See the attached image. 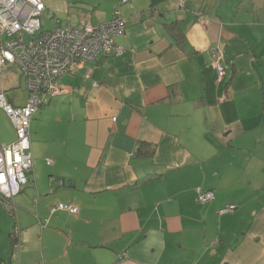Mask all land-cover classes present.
I'll return each instance as SVG.
<instances>
[{
    "label": "crops",
    "instance_id": "obj_1",
    "mask_svg": "<svg viewBox=\"0 0 264 264\" xmlns=\"http://www.w3.org/2000/svg\"><path fill=\"white\" fill-rule=\"evenodd\" d=\"M182 1L43 0L44 29L118 6L123 51L63 75L32 116L0 264H264V0ZM0 92L26 103L17 66L0 68ZM14 140L0 108V144ZM197 187L214 197L198 203ZM59 202L77 212H50Z\"/></svg>",
    "mask_w": 264,
    "mask_h": 264
},
{
    "label": "built area",
    "instance_id": "obj_2",
    "mask_svg": "<svg viewBox=\"0 0 264 264\" xmlns=\"http://www.w3.org/2000/svg\"><path fill=\"white\" fill-rule=\"evenodd\" d=\"M121 3L127 0H120ZM179 5L183 6L182 0ZM43 0H0V68L10 65L18 67L25 79L26 103L13 106L0 92V108L3 109L15 130V140L0 144V203L4 209H12L11 201L28 182L32 169L29 124L32 116L50 98L63 92L59 79L72 73L78 66L91 62L99 56L119 55L123 48L114 42V36L124 31L123 19L118 6L109 20L92 25L81 22L78 27L60 26L51 29L42 27ZM29 35V39L25 36ZM210 59L218 79L225 75L222 54L215 48L210 50ZM89 78V72L85 73ZM92 86H96L92 82ZM47 164L51 159L45 160ZM62 180L55 184L61 185ZM214 197L212 190L202 187L195 189V199L204 203ZM234 204L219 209V213L229 212ZM50 212L66 210L76 213L77 207L71 203H55ZM10 213V210H9Z\"/></svg>",
    "mask_w": 264,
    "mask_h": 264
},
{
    "label": "rangeland",
    "instance_id": "obj_3",
    "mask_svg": "<svg viewBox=\"0 0 264 264\" xmlns=\"http://www.w3.org/2000/svg\"><path fill=\"white\" fill-rule=\"evenodd\" d=\"M42 19H43V17H42ZM30 38V36L29 35H26L25 36V39H29ZM3 70H4V68H3ZM6 70V69H5Z\"/></svg>",
    "mask_w": 264,
    "mask_h": 264
},
{
    "label": "trees",
    "instance_id": "obj_4",
    "mask_svg": "<svg viewBox=\"0 0 264 264\" xmlns=\"http://www.w3.org/2000/svg\"><path fill=\"white\" fill-rule=\"evenodd\" d=\"M183 2V1H182ZM178 3H179V0H178ZM184 4V3H183ZM180 6V5H179ZM184 6V5H183ZM183 6H180V7H183Z\"/></svg>",
    "mask_w": 264,
    "mask_h": 264
}]
</instances>
